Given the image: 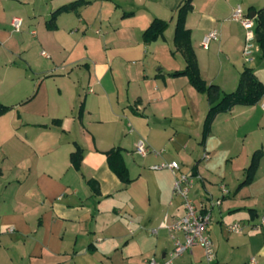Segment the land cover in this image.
I'll list each match as a JSON object with an SVG mask.
<instances>
[{
  "label": "crops",
  "instance_id": "obj_1",
  "mask_svg": "<svg viewBox=\"0 0 264 264\" xmlns=\"http://www.w3.org/2000/svg\"><path fill=\"white\" fill-rule=\"evenodd\" d=\"M76 1L85 3L47 23ZM184 1L0 0V103L10 108L0 116V264L163 261L173 238L161 223L184 210L171 172L151 169L162 161L196 175L191 196L200 211L208 198L221 200L207 228L214 264H264V157L236 190L264 148V96L216 113L204 136L210 104L182 73L174 45ZM237 5L250 16L264 0H191L184 19L201 79L221 93L236 90L245 67L264 84L258 42L246 63L244 29L229 19ZM155 19L167 27L146 43ZM211 30L218 37L205 48ZM140 139L152 150L145 156L135 152ZM115 148L126 185L107 163ZM234 223L241 232L227 230ZM172 264H205L203 251L194 247Z\"/></svg>",
  "mask_w": 264,
  "mask_h": 264
},
{
  "label": "trees",
  "instance_id": "obj_2",
  "mask_svg": "<svg viewBox=\"0 0 264 264\" xmlns=\"http://www.w3.org/2000/svg\"><path fill=\"white\" fill-rule=\"evenodd\" d=\"M85 2L76 1L69 5L58 8L52 15L49 21L52 23L57 14L62 11H70L83 5ZM191 10V0H185L177 11V22L174 30V45L181 53L185 61V67L182 73L186 75L189 83L196 91L204 93L210 104L209 110L204 122V136L208 131L209 124L214 115L221 111H227L234 105H252L255 104L262 96H264V84L254 75L253 71L245 67L240 74L238 86L236 90L229 93H221L220 89L215 84H205L200 77L197 59L192 50L190 43V32L184 27V19L186 14ZM253 13V12H252ZM255 13V34L259 37L258 46L260 58L264 59V8L254 11ZM167 23L162 20H153L150 26L144 31L143 39L146 43L154 41L158 36L162 35L166 29ZM178 72H173L170 75L174 76ZM10 108L0 103V116L6 113ZM107 163L110 170L120 179L125 185L130 182L128 169L123 161L121 149L115 148L106 154ZM264 157V148L253 152L248 167L244 170V179L239 183L236 190L248 185L254 177L259 160ZM82 159V149L77 146L76 150L70 154V162L75 168L79 167Z\"/></svg>",
  "mask_w": 264,
  "mask_h": 264
},
{
  "label": "built area",
  "instance_id": "obj_3",
  "mask_svg": "<svg viewBox=\"0 0 264 264\" xmlns=\"http://www.w3.org/2000/svg\"><path fill=\"white\" fill-rule=\"evenodd\" d=\"M229 19L240 23L244 29V48L242 55L244 61L250 63L254 51L258 50L256 47L255 21L249 15L243 13L240 5L232 9ZM20 24V19L14 18L12 20L14 30H19ZM217 37L218 33L216 30L207 32L202 38V46L206 48ZM260 107L264 109V99L261 100ZM151 151L145 140L140 139L136 143L135 152L137 154L145 156ZM207 157V155H204V158ZM151 169L157 171L168 170L171 172L173 175L172 193L181 200L184 212L181 217L172 220L167 225L164 224V221L161 223V226L166 227L171 232L173 238V249L169 252L167 258L163 261L150 259L146 264H172L175 258L182 256L186 252H190L194 247L202 249L205 264H214L215 250L207 228L211 221V210L214 206L220 205L221 200L208 198L209 208L200 211L191 196V191L196 180L194 173L181 171L180 165L176 161H162L153 164ZM221 189L224 193L226 192L225 188L222 187ZM261 223L264 224V218L261 219ZM227 230L232 233H239L242 228L239 223H234L229 225ZM8 231L12 232L13 230L9 228ZM154 231L152 230V232ZM178 233L182 234V239L176 235Z\"/></svg>",
  "mask_w": 264,
  "mask_h": 264
},
{
  "label": "water",
  "instance_id": "obj_4",
  "mask_svg": "<svg viewBox=\"0 0 264 264\" xmlns=\"http://www.w3.org/2000/svg\"><path fill=\"white\" fill-rule=\"evenodd\" d=\"M250 18L255 19V13L254 12L250 14ZM259 40H260L259 37L256 36V41L258 42Z\"/></svg>",
  "mask_w": 264,
  "mask_h": 264
}]
</instances>
